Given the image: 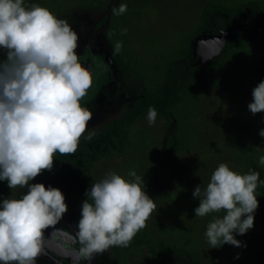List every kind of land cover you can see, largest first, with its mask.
Instances as JSON below:
<instances>
[{
	"label": "rangeland",
	"instance_id": "1",
	"mask_svg": "<svg viewBox=\"0 0 264 264\" xmlns=\"http://www.w3.org/2000/svg\"><path fill=\"white\" fill-rule=\"evenodd\" d=\"M209 1L235 6L254 0H24V4L49 9L57 18L66 19L78 33V58L92 74V85L80 101L86 107L103 88L114 85L109 38L131 53L147 83L154 84L162 78L168 62L182 56L186 41L200 23L201 10ZM122 3L127 5V11L113 14V8ZM210 44L200 45L205 55ZM259 52L254 44L236 49L214 77L182 95L175 106V130H170L171 124L161 117H156L151 126L146 116L137 118L130 126L128 149L96 162L92 171L94 182L109 172L132 180L128 173L135 171L143 178L144 190L156 204L146 227L132 239L133 244L148 238L153 242H178L200 248L210 264H264V191L258 187L255 191L259 205L254 213V226L243 235L234 233L242 242L240 247L223 244L210 248L205 236L207 224L223 213L195 216L199 199L193 198L195 187H205L220 163H226L237 173H248L250 147L254 163L264 168L258 163L264 155V137L259 135L264 129V111L252 114L248 109L252 91L261 81L256 70ZM4 55L0 49V59ZM122 96L130 98L126 93ZM122 103V99L115 100L92 113L87 128H96L119 115ZM55 177L56 169L52 168L30 183L53 187ZM27 191V187L18 190L8 187L0 195V201L13 195L20 198ZM65 203L68 210L59 224L74 233L82 206L75 188L65 195ZM49 231L48 228L44 232L46 238L50 237ZM58 245L51 244L52 250L46 249L36 264H73L74 248L78 245L72 244L71 248ZM145 254L144 249L134 246L131 261H140ZM81 264L119 263L109 248ZM161 264L187 263L162 260Z\"/></svg>",
	"mask_w": 264,
	"mask_h": 264
},
{
	"label": "clouds",
	"instance_id": "2",
	"mask_svg": "<svg viewBox=\"0 0 264 264\" xmlns=\"http://www.w3.org/2000/svg\"><path fill=\"white\" fill-rule=\"evenodd\" d=\"M126 11L123 3L113 8L115 15ZM78 41L68 21L49 9L38 4L26 7L24 0H0V49L5 52L0 59V180H6L11 190L28 188L20 198L13 195L0 201L3 264H36L46 249L52 250L51 242L62 231L44 235L68 210L64 194L30 181L53 168L56 153L74 154L92 119L91 111L80 103L92 85V74L78 58ZM120 48L117 42L114 51ZM252 97L251 113L264 111V80ZM156 117V109L149 107L150 126ZM259 135L264 137V129ZM258 163L264 165V155ZM128 176L134 179L109 172L86 190L76 231L68 233L71 243L78 245L73 264L90 261L113 246H129L146 227L156 204L145 192L143 178L135 171ZM258 182L264 184L259 172L240 174L220 163L205 187H195L193 198L199 199L195 216L223 213L207 224L210 248L242 246L234 233L243 235L254 226Z\"/></svg>",
	"mask_w": 264,
	"mask_h": 264
},
{
	"label": "trees",
	"instance_id": "3",
	"mask_svg": "<svg viewBox=\"0 0 264 264\" xmlns=\"http://www.w3.org/2000/svg\"><path fill=\"white\" fill-rule=\"evenodd\" d=\"M201 24L186 41L182 56L169 61L161 79L148 84L131 53L121 46L119 52L114 51L116 42L109 38V52L116 80L111 87L103 88L86 108L94 113L103 109L108 103L123 100L119 115L96 128H87L79 141L77 151L70 155H54L53 168L56 177L53 187L59 188L65 195L75 188L82 202L94 180L92 171L96 162L121 154L128 149L131 124L140 117L147 116L149 107L156 109L157 117L171 124L175 130V106L182 95L214 77L230 60L233 52L247 44L259 48L256 70L259 78L264 80V0L242 2L235 6H227L221 2H208L202 8ZM224 36L219 48L212 54L201 56L197 48L199 41L212 37ZM130 98L124 99L122 93ZM89 133H95L86 139ZM249 148V147H248ZM253 148L250 147L249 170L260 173L264 181V168L254 163ZM258 189L264 191V184L258 182ZM8 188L6 180H0V195ZM130 242L127 247L113 246L119 264H161L162 260H181L187 264H210L200 248L178 242ZM139 246L145 250L140 261L132 262L131 248Z\"/></svg>",
	"mask_w": 264,
	"mask_h": 264
},
{
	"label": "water",
	"instance_id": "4",
	"mask_svg": "<svg viewBox=\"0 0 264 264\" xmlns=\"http://www.w3.org/2000/svg\"><path fill=\"white\" fill-rule=\"evenodd\" d=\"M224 36L225 35H222V36H220V38L212 39V43H213L212 46H215L217 43H219V44L222 43ZM210 50H212V49H210ZM55 229H62V231L56 233V236L58 237V239H53L51 244H53L55 247H56V245L59 246L58 244H60L63 247L71 248L72 247V243H71L72 238L70 235H68V233H70V232L66 229L59 227L58 225H55L54 227H49L50 235Z\"/></svg>",
	"mask_w": 264,
	"mask_h": 264
},
{
	"label": "flooded vegetation",
	"instance_id": "5",
	"mask_svg": "<svg viewBox=\"0 0 264 264\" xmlns=\"http://www.w3.org/2000/svg\"><path fill=\"white\" fill-rule=\"evenodd\" d=\"M209 2H212V1H209ZM215 2H217V1H215ZM201 13H202V10H201ZM201 13H200V23L198 24V26H197V28L196 29H198L199 28V26H200V24H201ZM216 38H220V37H212V38H208V39H205V40H201V41H199V48H198V45H197V48L200 50V54H201V56H204V57H206V56H208V55H210V54H212V52L216 49V48H219V46L221 45V43L219 44V43H217L215 46H212L210 43L212 42V39H216ZM224 40V39H223ZM205 42L207 43H209L210 45H208V46H206V48L205 49H207V50H209L208 52H207V54L205 55L203 52H202V49H201V46L200 45H203V43L205 44ZM223 42V41H222ZM210 49H212V50H210ZM211 52V53H210ZM114 78H115V76H114ZM114 80H116V78L114 79ZM123 93H125V92H123ZM122 93V94H123ZM127 94V93H126ZM123 97V96H122ZM125 99H127V98H125ZM59 227H61V228H63V229H66L65 227H62L59 223L57 224ZM67 230V229H66ZM71 233V232H70Z\"/></svg>",
	"mask_w": 264,
	"mask_h": 264
}]
</instances>
